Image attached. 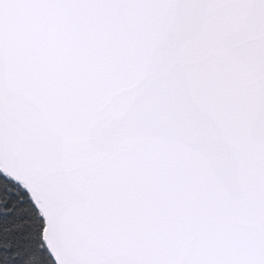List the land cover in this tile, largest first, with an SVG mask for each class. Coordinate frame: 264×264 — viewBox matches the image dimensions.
<instances>
[{"label":"snow or ice","instance_id":"1","mask_svg":"<svg viewBox=\"0 0 264 264\" xmlns=\"http://www.w3.org/2000/svg\"><path fill=\"white\" fill-rule=\"evenodd\" d=\"M0 264H264V0H0Z\"/></svg>","mask_w":264,"mask_h":264}]
</instances>
